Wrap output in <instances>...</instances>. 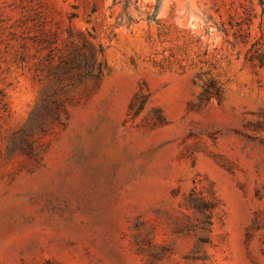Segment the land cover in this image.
I'll return each mask as SVG.
<instances>
[{
	"label": "rangeland",
	"instance_id": "374dc122",
	"mask_svg": "<svg viewBox=\"0 0 264 264\" xmlns=\"http://www.w3.org/2000/svg\"><path fill=\"white\" fill-rule=\"evenodd\" d=\"M252 45L264 0H0V264H264Z\"/></svg>",
	"mask_w": 264,
	"mask_h": 264
},
{
	"label": "trees",
	"instance_id": "16d2710c",
	"mask_svg": "<svg viewBox=\"0 0 264 264\" xmlns=\"http://www.w3.org/2000/svg\"><path fill=\"white\" fill-rule=\"evenodd\" d=\"M253 45H252L251 49L249 50L250 54L247 57L248 60L253 61L255 59L259 65H264V49H263V51H260L259 52V49L258 48L253 49ZM209 86H213V83L210 82L209 83ZM207 91L208 90H205V92H207ZM204 206H205V208H207L205 204H203V207ZM205 222L207 224H209V221L208 220H205Z\"/></svg>",
	"mask_w": 264,
	"mask_h": 264
}]
</instances>
